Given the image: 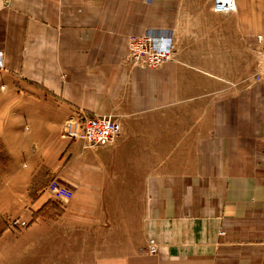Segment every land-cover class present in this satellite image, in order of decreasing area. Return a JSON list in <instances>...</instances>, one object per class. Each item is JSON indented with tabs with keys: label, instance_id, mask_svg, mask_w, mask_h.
Returning <instances> with one entry per match:
<instances>
[{
	"label": "crops",
	"instance_id": "crops-1",
	"mask_svg": "<svg viewBox=\"0 0 264 264\" xmlns=\"http://www.w3.org/2000/svg\"><path fill=\"white\" fill-rule=\"evenodd\" d=\"M213 2L0 0V264H264V0ZM150 30L158 69L127 57ZM95 116L121 133L87 149Z\"/></svg>",
	"mask_w": 264,
	"mask_h": 264
},
{
	"label": "built area",
	"instance_id": "built-area-1",
	"mask_svg": "<svg viewBox=\"0 0 264 264\" xmlns=\"http://www.w3.org/2000/svg\"><path fill=\"white\" fill-rule=\"evenodd\" d=\"M213 11L219 14H229L237 10V0H214ZM261 46V57L258 75L264 74V34L258 35ZM175 47L172 34L165 30L147 31L132 37L128 44V59L137 67L158 69L174 60ZM4 68L3 58L0 56V70ZM70 136L81 140L87 149H99L114 144L120 133L121 126L115 116L85 117L82 121L72 124ZM46 191L55 200L72 198V191L66 186L53 180ZM18 222L14 226H16ZM148 253H157V247L151 245Z\"/></svg>",
	"mask_w": 264,
	"mask_h": 264
},
{
	"label": "rangeland",
	"instance_id": "rangeland-1",
	"mask_svg": "<svg viewBox=\"0 0 264 264\" xmlns=\"http://www.w3.org/2000/svg\"><path fill=\"white\" fill-rule=\"evenodd\" d=\"M144 34V33H143ZM141 35V34H140ZM135 36H138V35H132V36H130L129 38H128V40H127V52H128V44H129V42H130V40L132 39V37H135ZM0 156L2 157V160L3 161H6V157L4 156V155H2L1 153H0ZM1 171V170H0ZM47 189V188H46ZM7 221L8 222H14V224L16 223V222H18L17 224H19L20 222H22L20 219H16V220H8L7 219ZM3 222V221H2ZM16 224V225H17Z\"/></svg>",
	"mask_w": 264,
	"mask_h": 264
},
{
	"label": "trees",
	"instance_id": "trees-1",
	"mask_svg": "<svg viewBox=\"0 0 264 264\" xmlns=\"http://www.w3.org/2000/svg\"><path fill=\"white\" fill-rule=\"evenodd\" d=\"M5 164H6V161H3L2 157L0 156V170L5 166ZM4 229H5L4 227H0V235L4 231Z\"/></svg>",
	"mask_w": 264,
	"mask_h": 264
},
{
	"label": "bare ground",
	"instance_id": "bare-ground-1",
	"mask_svg": "<svg viewBox=\"0 0 264 264\" xmlns=\"http://www.w3.org/2000/svg\"><path fill=\"white\" fill-rule=\"evenodd\" d=\"M165 31H168V32H170L169 30H165ZM171 33V32H170Z\"/></svg>",
	"mask_w": 264,
	"mask_h": 264
}]
</instances>
